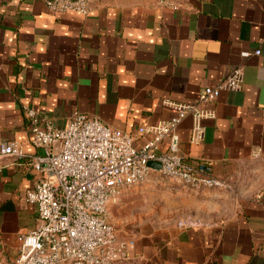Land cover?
Masks as SVG:
<instances>
[{"label": "crops", "instance_id": "crops-1", "mask_svg": "<svg viewBox=\"0 0 264 264\" xmlns=\"http://www.w3.org/2000/svg\"><path fill=\"white\" fill-rule=\"evenodd\" d=\"M45 1L0 0V143L41 152L27 105L59 127L74 111L96 117L142 144L150 135L138 127L171 116L165 100L193 103L242 68L241 88L210 103L201 142H190L191 116L176 129L180 153L210 163L227 187L183 185L176 221L116 233L132 240L130 264H264V0H90L87 15ZM0 165V264H13L18 234L35 226L25 192L39 173L22 160Z\"/></svg>", "mask_w": 264, "mask_h": 264}, {"label": "built area", "instance_id": "built-area-1", "mask_svg": "<svg viewBox=\"0 0 264 264\" xmlns=\"http://www.w3.org/2000/svg\"><path fill=\"white\" fill-rule=\"evenodd\" d=\"M45 4L54 13L87 15L91 9L90 0ZM242 82V68H235L215 85L205 86L193 103L165 100L171 116L138 127L139 134L150 135L142 144H136L137 136L78 111L59 127L24 105L31 145L41 152L27 153L16 140L0 143V157L22 160L39 173L25 192L26 202L36 209L35 226L18 234L13 264H130L132 240L118 237L108 207L125 188L152 172L193 189L226 188L210 163H193L180 153L176 129L191 116L190 142H201L202 121L215 116L210 103L222 90L240 89ZM150 161L158 162L159 168L150 166Z\"/></svg>", "mask_w": 264, "mask_h": 264}, {"label": "rangeland", "instance_id": "rangeland-1", "mask_svg": "<svg viewBox=\"0 0 264 264\" xmlns=\"http://www.w3.org/2000/svg\"><path fill=\"white\" fill-rule=\"evenodd\" d=\"M182 187L178 181L152 172L141 183L125 188L108 207L116 232L121 236L154 233L176 221L186 210Z\"/></svg>", "mask_w": 264, "mask_h": 264}, {"label": "water", "instance_id": "water-1", "mask_svg": "<svg viewBox=\"0 0 264 264\" xmlns=\"http://www.w3.org/2000/svg\"><path fill=\"white\" fill-rule=\"evenodd\" d=\"M149 165L152 166V167H155V168H159V166H160L159 163L155 162V161H150Z\"/></svg>", "mask_w": 264, "mask_h": 264}]
</instances>
